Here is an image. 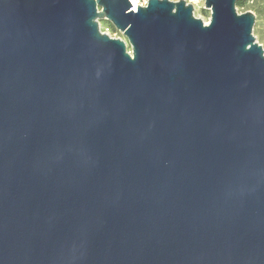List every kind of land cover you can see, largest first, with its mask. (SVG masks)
<instances>
[{
  "label": "water",
  "instance_id": "1",
  "mask_svg": "<svg viewBox=\"0 0 264 264\" xmlns=\"http://www.w3.org/2000/svg\"><path fill=\"white\" fill-rule=\"evenodd\" d=\"M238 2L207 24L185 0H0V264H264V48Z\"/></svg>",
  "mask_w": 264,
  "mask_h": 264
},
{
  "label": "rangeland",
  "instance_id": "2",
  "mask_svg": "<svg viewBox=\"0 0 264 264\" xmlns=\"http://www.w3.org/2000/svg\"><path fill=\"white\" fill-rule=\"evenodd\" d=\"M244 7H237L238 12L243 14L246 12H253L257 19L254 27V35L257 41L264 48V0H243ZM195 17L202 19L205 23H209L211 18V11L205 8L204 5L195 7ZM101 31L109 34L112 38H121L126 40L122 33L118 32L114 26L107 20L100 21ZM113 28L116 30L113 31Z\"/></svg>",
  "mask_w": 264,
  "mask_h": 264
},
{
  "label": "built area",
  "instance_id": "3",
  "mask_svg": "<svg viewBox=\"0 0 264 264\" xmlns=\"http://www.w3.org/2000/svg\"><path fill=\"white\" fill-rule=\"evenodd\" d=\"M173 2H178L180 0H170ZM188 4L193 5L194 7L204 5L205 0H185ZM133 10L137 7H146L148 5L149 0H130Z\"/></svg>",
  "mask_w": 264,
  "mask_h": 264
},
{
  "label": "trees",
  "instance_id": "4",
  "mask_svg": "<svg viewBox=\"0 0 264 264\" xmlns=\"http://www.w3.org/2000/svg\"><path fill=\"white\" fill-rule=\"evenodd\" d=\"M237 7H241V8L244 7V2H243V0H239V2H238V4H237ZM113 31L116 32V30H115L114 28H113Z\"/></svg>",
  "mask_w": 264,
  "mask_h": 264
}]
</instances>
